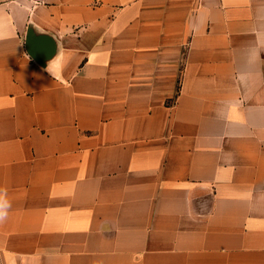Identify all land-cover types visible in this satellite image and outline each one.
I'll return each mask as SVG.
<instances>
[{"label": "crops", "instance_id": "crops-1", "mask_svg": "<svg viewBox=\"0 0 264 264\" xmlns=\"http://www.w3.org/2000/svg\"><path fill=\"white\" fill-rule=\"evenodd\" d=\"M0 264H264V0L0 2Z\"/></svg>", "mask_w": 264, "mask_h": 264}, {"label": "clouds", "instance_id": "clouds-1", "mask_svg": "<svg viewBox=\"0 0 264 264\" xmlns=\"http://www.w3.org/2000/svg\"><path fill=\"white\" fill-rule=\"evenodd\" d=\"M10 207L11 202L8 198L6 189L0 188V222L8 218Z\"/></svg>", "mask_w": 264, "mask_h": 264}, {"label": "rangeland", "instance_id": "rangeland-1", "mask_svg": "<svg viewBox=\"0 0 264 264\" xmlns=\"http://www.w3.org/2000/svg\"><path fill=\"white\" fill-rule=\"evenodd\" d=\"M3 1H6V0H0V2H3Z\"/></svg>", "mask_w": 264, "mask_h": 264}]
</instances>
